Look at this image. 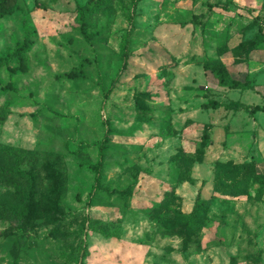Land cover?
<instances>
[{"label":"rangeland","instance_id":"obj_1","mask_svg":"<svg viewBox=\"0 0 264 264\" xmlns=\"http://www.w3.org/2000/svg\"><path fill=\"white\" fill-rule=\"evenodd\" d=\"M134 1L19 0L0 17V58L35 31L29 71L0 67V264H264V184L232 171L245 194L216 188L221 164L264 173V111L206 107H264V41L232 54L264 28V0ZM215 60L253 89L219 87Z\"/></svg>","mask_w":264,"mask_h":264},{"label":"trees","instance_id":"obj_2","mask_svg":"<svg viewBox=\"0 0 264 264\" xmlns=\"http://www.w3.org/2000/svg\"><path fill=\"white\" fill-rule=\"evenodd\" d=\"M139 0H135L133 3V9L135 11L137 7V3ZM108 3V0H92V4L94 5V8H97L99 6L105 5ZM20 10L19 0H0V17H6L8 15H12ZM79 12L81 14V33L84 36V38L89 41L90 36L88 35L86 31V11L85 8L79 7ZM125 19L133 25L134 23V15L128 14L125 16ZM259 31L255 34L254 38L247 42L240 43L236 48L232 50V54L234 56H237L242 49L249 47L250 51L257 50L260 47V44L264 41V28L263 26H258ZM26 37L23 42H19L16 45V48L13 52H11L8 56L4 58H0V67H7L10 74L12 76L16 75L17 72H20L22 74H26L29 71V57L28 53L30 52L31 48L33 47L35 41L33 39L35 31L29 30L26 31ZM131 45V31L128 30L125 36V42H124V48L123 51V60L124 65L123 68L127 67V61L129 58V47ZM15 60L18 65L16 68L10 67V62L12 60ZM83 67V63L80 65V68ZM76 68L72 72L65 75V77L69 78H76L78 76V73H80L81 69ZM204 68L207 72H210L215 79L218 81V85L222 88L226 89H236L241 91L246 90H252V81L251 76L249 73H241L238 75H235L233 72H231L227 65L222 60H215V61H208L204 64ZM13 88V83H10L8 88ZM112 91V90H111ZM108 94L106 95V97ZM208 109H219L221 107H225L228 110L233 111H239V110H248L251 114H256L259 111H264V107H260L258 105L256 106H250L241 102H238L234 105H225L223 103H220L216 100H210L209 103L206 105ZM5 121V117H2L0 115V124ZM211 138L209 133H205L203 135V146L205 150L209 146ZM98 150H99V160L96 163L94 169H95V186L94 189L98 188L102 184L103 179V173L105 169V140L97 142ZM259 163L254 162L251 164H242V165H234L233 167H227V165L221 164L220 165V174L218 176L217 182H216V188L218 191H220L222 194L225 195H232V196H240L245 194V190L242 189L240 186V183L235 184V181H231L232 185H228L226 181L224 180V177L226 179L227 176L231 175L232 171L237 173V176L240 174L242 178L245 181H250L251 179H254L259 184H264V173H261L259 170ZM0 168L3 170V167L0 165ZM208 202L204 199H199L196 207L194 209V212L192 216H196L202 213V209L206 207ZM30 212L34 213L35 208L30 207ZM23 214V215H21ZM21 218L26 217L24 213H21ZM19 215V216H20ZM16 216H18L16 214Z\"/></svg>","mask_w":264,"mask_h":264},{"label":"crops","instance_id":"obj_3","mask_svg":"<svg viewBox=\"0 0 264 264\" xmlns=\"http://www.w3.org/2000/svg\"><path fill=\"white\" fill-rule=\"evenodd\" d=\"M223 61V60H222ZM224 62V61H223ZM225 63V62H224ZM249 63V62H248ZM226 64V63H225ZM227 65V64H226ZM229 69V68H228ZM231 71V70H230ZM232 72V71H231ZM247 73H249V75L251 76V73L250 71H247ZM251 81H252V76H251ZM218 82V81H217ZM253 86V85H252ZM220 87V86H219ZM222 88V87H221ZM223 89H226V88H223Z\"/></svg>","mask_w":264,"mask_h":264}]
</instances>
